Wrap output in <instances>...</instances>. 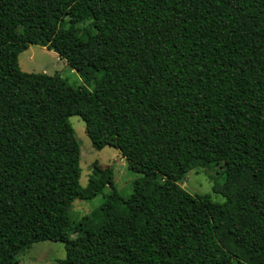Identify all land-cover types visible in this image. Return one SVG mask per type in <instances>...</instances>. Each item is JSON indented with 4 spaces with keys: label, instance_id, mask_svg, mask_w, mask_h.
Listing matches in <instances>:
<instances>
[{
    "label": "trees",
    "instance_id": "trees-1",
    "mask_svg": "<svg viewBox=\"0 0 264 264\" xmlns=\"http://www.w3.org/2000/svg\"><path fill=\"white\" fill-rule=\"evenodd\" d=\"M31 45L84 83L21 71ZM72 116L141 175L128 198L112 167L80 185ZM196 163H223V203L182 187ZM106 187L103 223L71 220ZM40 241L60 264H264V0H0V264Z\"/></svg>",
    "mask_w": 264,
    "mask_h": 264
},
{
    "label": "rangeland",
    "instance_id": "rangeland-1",
    "mask_svg": "<svg viewBox=\"0 0 264 264\" xmlns=\"http://www.w3.org/2000/svg\"><path fill=\"white\" fill-rule=\"evenodd\" d=\"M87 27H89V22L78 25L77 30L80 31ZM18 65L23 72L58 75L75 87L84 83L81 74L71 70L65 60L59 58L53 51L41 46H29L18 56ZM85 85L90 91L93 90V84L89 86L85 83ZM69 123L80 144V185L86 186L95 166L112 167L114 189L121 197L128 198L132 193L134 180L141 175L130 171L126 161L119 156L114 148L104 147L100 151L93 149L85 132V124L79 117H70ZM223 171V163H196L185 176L182 187L192 196L209 195L213 202L223 203L224 197L218 190V186L223 181ZM110 191L111 188L106 187L101 194L90 200H74L69 212L71 220L83 221L88 229L98 227L105 221L100 205ZM218 237L226 249H232L231 241L226 237V229H222ZM64 258L63 243L40 241L22 248L15 256L14 264H60L59 260Z\"/></svg>",
    "mask_w": 264,
    "mask_h": 264
}]
</instances>
